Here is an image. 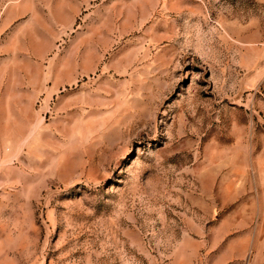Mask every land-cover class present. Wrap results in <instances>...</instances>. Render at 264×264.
<instances>
[{"label": "rangeland", "instance_id": "374dc122", "mask_svg": "<svg viewBox=\"0 0 264 264\" xmlns=\"http://www.w3.org/2000/svg\"><path fill=\"white\" fill-rule=\"evenodd\" d=\"M264 0H0V264H264Z\"/></svg>", "mask_w": 264, "mask_h": 264}, {"label": "crops", "instance_id": "0c3cea01", "mask_svg": "<svg viewBox=\"0 0 264 264\" xmlns=\"http://www.w3.org/2000/svg\"><path fill=\"white\" fill-rule=\"evenodd\" d=\"M255 205L258 216L256 229L264 230V170L256 182Z\"/></svg>", "mask_w": 264, "mask_h": 264}]
</instances>
